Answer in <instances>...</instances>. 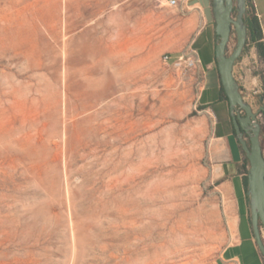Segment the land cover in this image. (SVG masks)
<instances>
[{
	"label": "rangeland",
	"instance_id": "374dc122",
	"mask_svg": "<svg viewBox=\"0 0 264 264\" xmlns=\"http://www.w3.org/2000/svg\"><path fill=\"white\" fill-rule=\"evenodd\" d=\"M214 28L198 41L164 0H0V264L217 263L215 119L163 59L196 50L207 72ZM233 73L257 110L254 46Z\"/></svg>",
	"mask_w": 264,
	"mask_h": 264
},
{
	"label": "crops",
	"instance_id": "0c3cea01",
	"mask_svg": "<svg viewBox=\"0 0 264 264\" xmlns=\"http://www.w3.org/2000/svg\"><path fill=\"white\" fill-rule=\"evenodd\" d=\"M183 16L190 25L199 23L198 41L214 26L213 0H181ZM264 43V0H253ZM209 36L206 35V42ZM200 105L215 119L214 158L217 161L218 190L227 209L230 241L222 250L216 264H264L254 239L249 198L245 189V153L238 142L231 122L228 101L220 93L221 82L217 65L206 63ZM210 92L208 98L207 93ZM220 107V115L215 111Z\"/></svg>",
	"mask_w": 264,
	"mask_h": 264
},
{
	"label": "water",
	"instance_id": "95a60500",
	"mask_svg": "<svg viewBox=\"0 0 264 264\" xmlns=\"http://www.w3.org/2000/svg\"><path fill=\"white\" fill-rule=\"evenodd\" d=\"M246 0H213L215 34L219 38L214 55L223 91L227 97L231 122L235 135L249 161L247 172V196L253 235L264 258V148L260 135L264 125L263 96L258 97L259 107L254 111L245 101L234 76V65L241 56L247 37L244 15ZM234 11V16H233ZM235 46L227 53L232 33Z\"/></svg>",
	"mask_w": 264,
	"mask_h": 264
},
{
	"label": "built area",
	"instance_id": "2783aa9c",
	"mask_svg": "<svg viewBox=\"0 0 264 264\" xmlns=\"http://www.w3.org/2000/svg\"><path fill=\"white\" fill-rule=\"evenodd\" d=\"M167 7L171 9H175L180 14H184L185 9L181 0H164ZM250 10L254 13L257 17V13L255 10V3L253 0H250ZM164 63L170 64L178 71H191L197 79L203 83L205 78V72L202 66V62L200 56L196 50H191L189 53H183L174 59L170 58L169 56L165 55L163 57ZM241 90V94H242ZM243 96V94H242ZM245 99V97L243 96ZM246 101V100H245Z\"/></svg>",
	"mask_w": 264,
	"mask_h": 264
},
{
	"label": "trees",
	"instance_id": "16d2710c",
	"mask_svg": "<svg viewBox=\"0 0 264 264\" xmlns=\"http://www.w3.org/2000/svg\"><path fill=\"white\" fill-rule=\"evenodd\" d=\"M246 1H247V9L244 15V22L246 24L247 37H246V43H245L243 51L245 50V47L247 44L252 45L256 48L259 57H261L264 61V43L262 41L263 36H262V30L260 27V23H259L258 18L250 10V0H246ZM214 27H215V24H214ZM214 34H215V31H214ZM220 93H221L222 98L227 101V97L223 91L222 86L220 87ZM261 96H263V101H264V93H262ZM260 139H261L262 146L264 148V125L261 130ZM245 165L247 166V168H246V172H245L246 175H245L244 180H245V189L247 192V172L249 168V161L247 158L245 159Z\"/></svg>",
	"mask_w": 264,
	"mask_h": 264
},
{
	"label": "bare ground",
	"instance_id": "6f19581e",
	"mask_svg": "<svg viewBox=\"0 0 264 264\" xmlns=\"http://www.w3.org/2000/svg\"><path fill=\"white\" fill-rule=\"evenodd\" d=\"M88 73L90 74H95V75H99L100 71L97 68H94V70H90ZM97 88L94 90V92L92 93L93 97L95 98V101H99L101 99L104 98L105 96V92L104 89L100 86V83H97Z\"/></svg>",
	"mask_w": 264,
	"mask_h": 264
},
{
	"label": "flooded vegetation",
	"instance_id": "af4514ba",
	"mask_svg": "<svg viewBox=\"0 0 264 264\" xmlns=\"http://www.w3.org/2000/svg\"><path fill=\"white\" fill-rule=\"evenodd\" d=\"M233 16H234V11H233ZM255 111V110H254Z\"/></svg>",
	"mask_w": 264,
	"mask_h": 264
}]
</instances>
